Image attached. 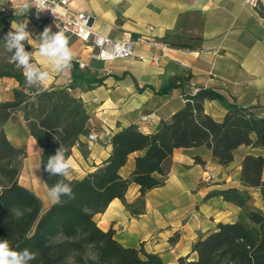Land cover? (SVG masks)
<instances>
[{
  "label": "crops",
  "instance_id": "1",
  "mask_svg": "<svg viewBox=\"0 0 264 264\" xmlns=\"http://www.w3.org/2000/svg\"><path fill=\"white\" fill-rule=\"evenodd\" d=\"M259 2L260 7L255 9L245 0H69L73 11L90 14L93 29L110 39L145 36L163 41L168 47L158 63L134 57L104 61L93 57V46L66 35L74 52L72 63H85L77 70L88 80H73L71 65L62 72H52V79L41 88L69 87L71 94L81 99L88 115V130L79 137L81 146L71 148L73 167L67 178H80L104 160L114 131L135 124L143 132H153L161 120H168L184 105L188 95L201 89L220 97L203 101L204 112L216 120L222 118L229 105L264 115V0ZM11 24L27 25L33 34L27 41V50L38 49L36 36L43 30L35 22L17 16ZM133 50L144 56L160 53L148 43H137ZM33 62L51 71V65L38 53ZM17 86L14 78L1 77L0 102L12 100V90ZM148 113L151 116L147 121L139 123L140 117ZM3 129L9 142L26 153L20 163L18 183L33 191L43 208L48 207L52 201L40 168L41 148L29 135L22 111L12 113ZM90 131L97 135L95 141L86 139ZM136 154H129L119 169L123 177L129 176ZM246 154L264 157V147L239 145L233 151L232 162L225 166L218 164L205 146L174 148L163 162L164 183L145 193L143 213L131 215L114 198L93 219L102 230L113 229L115 239L122 245L142 247L157 254L165 264L189 253L194 258L192 243L218 221L238 220L248 208L264 213L259 189L245 186L240 179L241 161ZM195 155L204 164L196 163ZM205 167L218 172L216 181L200 182ZM261 179L264 180V168ZM226 187L247 191L250 197L244 207L219 194L205 197ZM138 195V185L131 182L125 199L130 202Z\"/></svg>",
  "mask_w": 264,
  "mask_h": 264
},
{
  "label": "trees",
  "instance_id": "2",
  "mask_svg": "<svg viewBox=\"0 0 264 264\" xmlns=\"http://www.w3.org/2000/svg\"><path fill=\"white\" fill-rule=\"evenodd\" d=\"M0 38L9 30L13 16L0 15ZM40 29L45 27L36 23ZM26 50L28 44L26 42ZM8 58L0 62V78L11 77L18 82L13 98L0 102V239H9L14 248H29L37 253L30 264H165L155 253L142 247L124 246L114 237V230H102L93 219L109 202L118 198L133 216L143 213L145 193L161 186L166 178L163 162L174 148L205 146L220 165L233 160L239 145L264 147V115L258 116L247 107L229 105L221 119L204 112L205 99L220 98L211 90L201 89L188 95L184 105L168 120H161L153 132H143L135 124L114 131L109 137L108 156L80 178H65L72 185L75 199L68 204L51 203L43 208L41 199L18 183L20 159L26 153L6 138L3 124L16 110H21L29 135L41 148L40 168L49 188L60 177H50L43 171L49 156L59 147L56 137L71 153L81 146L79 137L88 130V115L81 99L73 96L69 87L33 88L26 84L22 69ZM72 63L73 80H88ZM136 152L128 177L119 169L129 154ZM196 163L204 164L199 156ZM264 157L246 154L241 161V182L258 188L264 200V180L261 179ZM138 185L139 195L125 199L128 185ZM219 194L228 202L244 207L249 194L244 189L226 187L209 192ZM175 235L173 239H175ZM190 253L179 256L172 264H264V213L248 208L233 222L218 221L214 228L198 236Z\"/></svg>",
  "mask_w": 264,
  "mask_h": 264
},
{
  "label": "clouds",
  "instance_id": "3",
  "mask_svg": "<svg viewBox=\"0 0 264 264\" xmlns=\"http://www.w3.org/2000/svg\"><path fill=\"white\" fill-rule=\"evenodd\" d=\"M25 8H35L36 16L39 18L41 12L55 10L50 7V0H28ZM33 36L28 31L27 25L12 24L11 30L0 38L5 50L11 53L10 62L16 68L22 69L25 82L30 87H46L52 79V72H62L72 65L74 52L69 46V38L62 30L53 31L51 26H46L36 38L39 40V47L35 51L26 50V42ZM44 58L50 65L51 71L47 68L36 66L33 62L35 55ZM83 67V65H82ZM59 147L55 154L48 157L43 171L50 177H60L48 189V196L53 204L64 205L75 199V193L71 184L65 182L73 167L72 159L67 155L68 149L56 137ZM37 259V253L29 248L18 249L11 245L9 239H0V264H30Z\"/></svg>",
  "mask_w": 264,
  "mask_h": 264
},
{
  "label": "built area",
  "instance_id": "4",
  "mask_svg": "<svg viewBox=\"0 0 264 264\" xmlns=\"http://www.w3.org/2000/svg\"><path fill=\"white\" fill-rule=\"evenodd\" d=\"M28 0H0V15L5 16H23L28 17L35 23H41L44 27L51 26L52 30H62L66 35H73L83 41L85 44L95 48L93 57L98 60H114L119 58H137L140 60L147 59L152 63H158L163 51L168 44L154 39L152 37L139 36L132 39L124 36L120 39H110L105 35L96 32L91 24L92 16L82 11H73L69 5V0H50V7L55 10V15L51 10L41 12L39 18L36 16V9L33 7L25 8L24 4ZM245 3L255 9L260 7L259 0H245ZM137 43H148L160 53H153L147 56L134 53L133 47ZM84 62L78 61L77 67L83 68ZM185 101L188 98L184 99ZM151 113L144 114L140 117L139 123L147 121ZM97 135L94 132H88L86 139L90 142L95 141ZM218 179V172L211 167H205L200 178V182L210 183Z\"/></svg>",
  "mask_w": 264,
  "mask_h": 264
},
{
  "label": "rangeland",
  "instance_id": "5",
  "mask_svg": "<svg viewBox=\"0 0 264 264\" xmlns=\"http://www.w3.org/2000/svg\"><path fill=\"white\" fill-rule=\"evenodd\" d=\"M1 18V17H0ZM15 19V18H14ZM11 26H12V24H11V22L9 23V28L11 29ZM8 58V56L5 54V52H4V50H0V62L1 61H4V60H6ZM21 160L22 159H20V163H21Z\"/></svg>",
  "mask_w": 264,
  "mask_h": 264
}]
</instances>
